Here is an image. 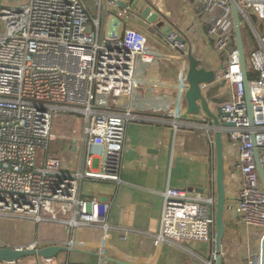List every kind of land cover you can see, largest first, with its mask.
I'll list each match as a JSON object with an SVG mask.
<instances>
[{
  "label": "built area",
  "instance_id": "2783aa9c",
  "mask_svg": "<svg viewBox=\"0 0 264 264\" xmlns=\"http://www.w3.org/2000/svg\"><path fill=\"white\" fill-rule=\"evenodd\" d=\"M6 1L11 5L0 4V218L64 224L72 234L89 227L100 231L104 239L111 229L106 220L111 204L88 199L81 186L84 182L122 185L127 126L136 119L147 120L134 114V94L157 89V84L147 85L141 76L160 55L144 32L131 28L118 33L119 18L127 12L117 5L118 0H98L96 18L88 14L84 0ZM190 1L210 52L221 62L213 71V84L226 85L227 100L219 108L227 115L222 122L232 125L221 129L225 180L231 192L226 195L221 257L225 264L223 251L228 243L238 245L241 258L227 264H260L264 185L257 165L264 174V34L257 31L253 19L264 25V0H235L242 28L251 32L256 44L244 54L252 118L235 45L232 0ZM103 17H110L106 34ZM177 35L163 41L182 58L177 76L186 85L188 44L175 40ZM213 84L200 86L207 100L205 93ZM183 93L180 90L168 119L160 120L171 126L172 136L184 123L179 121ZM60 114L73 117L78 125L70 141L86 147L75 172H68L48 152L56 138L53 120ZM210 184L207 195L169 186L156 193L161 207L158 229L152 235L155 246L183 248L181 243L204 242L209 258L202 263L214 264V179ZM66 246L76 248L73 236ZM27 247L39 248L37 244ZM35 264L59 263L35 257Z\"/></svg>",
  "mask_w": 264,
  "mask_h": 264
},
{
  "label": "crops",
  "instance_id": "0c3cea01",
  "mask_svg": "<svg viewBox=\"0 0 264 264\" xmlns=\"http://www.w3.org/2000/svg\"><path fill=\"white\" fill-rule=\"evenodd\" d=\"M141 1L144 6L150 5L154 11L157 10L167 22L179 30V36L187 42L192 55L200 61L203 68L214 71L221 65L217 57L210 52L208 41L200 21L195 17L190 0ZM84 3L88 14L96 18L99 13L98 0H84ZM139 13L127 11L120 17L118 33L123 34L131 28L144 32L153 42V50L160 55L156 63L144 68L141 76L145 84H157V89L138 90L134 94L133 112L147 120L136 119L127 126L126 147L121 165L122 185L115 187L104 182H84L81 186L83 195L88 199L111 204V209L106 214L107 223L111 228L108 236L102 239L100 231L89 227H81L72 234L70 228L64 224L36 225L24 220L25 223L9 228V232L13 233L9 237L5 236L3 241L0 240V247L27 248L33 244H37L39 248L66 246L69 238L73 236L77 242L76 252L60 255L57 261L65 260L73 264H203L204 259L173 244L155 246L152 235L158 229L161 207L156 193L169 186L187 191L188 194L198 193L195 190L200 189L203 190L202 194L207 195L216 169L213 148L215 131L210 130L208 126L202 130L200 125L182 122L172 136L171 126L160 121L168 119L170 110L175 109L180 90L185 92L186 85L181 83L176 69L179 62L182 63V58H177L169 50L163 41L165 36L151 24L141 20ZM107 18L101 19L105 34L111 26L110 19L106 23ZM253 24L259 33L264 34L263 23L256 21ZM242 29H245L246 35L243 38L246 43L245 53H248L256 48V44L251 32L246 27ZM161 69H165L162 72L165 73V78L164 74L160 73ZM168 72H173L174 77ZM210 88L205 94L209 99V109L214 112L227 100L226 85L223 84L212 94ZM169 102L171 107L164 112L160 107L168 105ZM75 128L72 131L78 130L76 123ZM71 132L68 136L65 135L63 140L60 139L63 135L55 132L58 140L55 138L50 142L48 152L68 172H75L80 168L83 155L87 151L82 144L70 141ZM225 184L226 195L230 196L226 180ZM187 255L193 256L199 262L189 260L191 258H186Z\"/></svg>",
  "mask_w": 264,
  "mask_h": 264
},
{
  "label": "water",
  "instance_id": "95a60500",
  "mask_svg": "<svg viewBox=\"0 0 264 264\" xmlns=\"http://www.w3.org/2000/svg\"><path fill=\"white\" fill-rule=\"evenodd\" d=\"M117 5L126 11H139L140 19L144 22L151 24L157 31L162 33L165 38L171 36L175 32L178 33V29L167 22L164 17L156 10L148 5L144 6L141 0H118ZM232 20H233V32L236 50L238 53L241 75L243 77L245 101L247 106V111L249 117L252 118L251 104H250V93L248 88V80L245 72V50L242 38V24L239 17V9L237 2L232 0ZM165 23H168L166 26ZM177 40L181 44H185L186 41L182 40L179 35L176 36ZM187 70H186V89L184 94V110L179 118V121L184 123H194L202 126V130L205 126H208L210 130H214V155H215V175L214 184L216 192L215 200V245H214V264H223V259L221 257L222 246L225 234V221L224 213L226 208V184H225V166H224V148L222 144V128L232 126L229 123L222 122V119L227 115L221 112L218 107L215 109V113L209 109L208 100L201 94V85H210L215 81L214 72L207 70L205 67L201 66L200 61L195 58L190 48L187 50ZM258 151L255 150L254 160L257 165ZM260 182L264 185V174L262 168L257 165ZM196 192L202 194L203 190H195ZM73 253L76 252L74 248H69L65 245L63 246H45L44 248H14L12 246H2L0 247V262H14L21 260L27 256H35L41 259H54L59 254L62 253ZM260 264H264V236L261 243L260 250ZM125 264V263H123Z\"/></svg>",
  "mask_w": 264,
  "mask_h": 264
},
{
  "label": "rangeland",
  "instance_id": "374dc122",
  "mask_svg": "<svg viewBox=\"0 0 264 264\" xmlns=\"http://www.w3.org/2000/svg\"><path fill=\"white\" fill-rule=\"evenodd\" d=\"M5 1V2H4ZM8 5L9 2L6 1V0H1L0 1V4L3 5L5 4ZM110 19V17L107 18V22L108 23V20ZM0 31L2 30V27L0 25ZM244 30L245 29H242V38L244 37ZM247 32V30H246ZM248 33V32H247ZM243 43H244V50H245V47H246V43H245V39L243 38ZM152 45L154 46V44L152 43ZM165 69H161L160 70V73L161 74H164L163 77L165 78L166 75L165 73H162ZM171 71V70H170ZM170 74V72H168ZM173 72H171V76L174 77V73L172 74ZM175 79V78H173ZM174 102V100H173ZM173 105V104H172ZM169 107L170 106V102L168 103V105H162L160 108L164 110V112H167L169 110ZM80 116H75V118H79ZM53 134L55 132H58V134L60 135H67L70 134V132L72 130H75V121H74V118L71 117V116H67V115H63V114H60L58 115L57 118H55L53 120ZM56 130V131H55ZM71 136H69L70 138ZM57 139V137H56ZM58 140V139H57ZM63 140V139H62ZM232 190H235L234 188ZM24 222V220H21V219H2L0 218V240L3 241V238L5 236L9 237L13 232H9V228L12 226V225H19V224H22ZM25 223V222H24ZM185 250L189 251V252H193L195 253L196 255H198L199 257H201L202 259L206 260L208 259V250H209V247H208V244L202 242V243H198L196 244L195 246H192V245H188V244H184V243H181L180 244ZM223 253H225V257H226V263H235L237 262V260H239L241 258V255H240V248L238 247V245H229L228 243H225V249L223 251ZM65 254L64 252L62 254H59L58 256L60 255H63ZM57 256V257H58ZM57 257L54 258V261H56V263H59V264H64V262H66L64 260V262H59L57 261ZM189 255L186 256V258H188ZM191 258V259H189ZM188 259L189 260H195L198 261L197 259H195L193 256L189 257ZM19 262H21L22 264H35V256H27L21 260H19ZM199 262V261H198Z\"/></svg>",
  "mask_w": 264,
  "mask_h": 264
},
{
  "label": "trees",
  "instance_id": "16d2710c",
  "mask_svg": "<svg viewBox=\"0 0 264 264\" xmlns=\"http://www.w3.org/2000/svg\"><path fill=\"white\" fill-rule=\"evenodd\" d=\"M253 22L256 23V20L253 19ZM212 88H210V94L215 93L221 86L220 85H215Z\"/></svg>",
  "mask_w": 264,
  "mask_h": 264
}]
</instances>
